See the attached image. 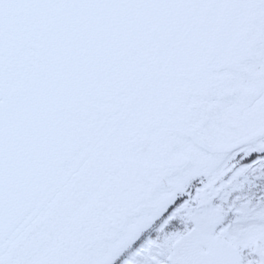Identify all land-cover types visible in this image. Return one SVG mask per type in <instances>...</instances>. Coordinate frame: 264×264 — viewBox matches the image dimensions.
I'll return each instance as SVG.
<instances>
[{
  "label": "snow or ice",
  "instance_id": "6c2138e0",
  "mask_svg": "<svg viewBox=\"0 0 264 264\" xmlns=\"http://www.w3.org/2000/svg\"><path fill=\"white\" fill-rule=\"evenodd\" d=\"M0 264H264V0H0Z\"/></svg>",
  "mask_w": 264,
  "mask_h": 264
}]
</instances>
